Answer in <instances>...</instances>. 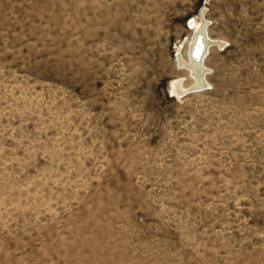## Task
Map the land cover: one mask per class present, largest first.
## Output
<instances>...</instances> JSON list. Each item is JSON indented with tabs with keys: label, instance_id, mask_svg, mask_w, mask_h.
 <instances>
[{
	"label": "rangeland",
	"instance_id": "rangeland-1",
	"mask_svg": "<svg viewBox=\"0 0 264 264\" xmlns=\"http://www.w3.org/2000/svg\"><path fill=\"white\" fill-rule=\"evenodd\" d=\"M0 264H264V0H0Z\"/></svg>",
	"mask_w": 264,
	"mask_h": 264
},
{
	"label": "bare ground",
	"instance_id": "bare-ground-1",
	"mask_svg": "<svg viewBox=\"0 0 264 264\" xmlns=\"http://www.w3.org/2000/svg\"><path fill=\"white\" fill-rule=\"evenodd\" d=\"M192 25L194 35L190 40L188 59L186 60L185 58L187 57H184V54L180 53L178 55V60L182 68L185 67L189 70L194 81L190 88H186L181 77L173 80L170 85V91L172 93V97L174 98L181 97L189 90L202 91L206 86H209L208 74L210 68L206 65V56L210 50V47L213 45H218L219 47L224 45L222 40L211 38L209 33L210 26L208 27V19L206 17L205 10L201 12V15L198 17V19H194L192 21Z\"/></svg>",
	"mask_w": 264,
	"mask_h": 264
}]
</instances>
